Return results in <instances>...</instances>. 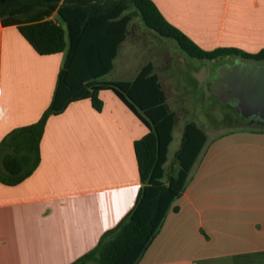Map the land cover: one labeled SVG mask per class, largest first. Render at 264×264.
<instances>
[{"label": "crops", "instance_id": "1", "mask_svg": "<svg viewBox=\"0 0 264 264\" xmlns=\"http://www.w3.org/2000/svg\"><path fill=\"white\" fill-rule=\"evenodd\" d=\"M153 1L204 49L264 48V0ZM50 18L68 41L59 14ZM65 57L66 50L38 53L16 24L0 19V142L42 117ZM140 68L130 78L103 79L130 80ZM99 96L101 110L83 98L49 115L33 172L16 184L0 180V264H70L136 204L143 183L134 143L148 127L113 90ZM206 133L178 209L137 264H264V131ZM0 169L6 173L2 158Z\"/></svg>", "mask_w": 264, "mask_h": 264}, {"label": "trees", "instance_id": "2", "mask_svg": "<svg viewBox=\"0 0 264 264\" xmlns=\"http://www.w3.org/2000/svg\"><path fill=\"white\" fill-rule=\"evenodd\" d=\"M57 12L67 26L50 18ZM139 17L143 26L163 38L173 39L192 59L226 62L236 55L264 58V48L248 52L236 47L207 50L171 23L153 0H0L2 24H16L40 54L66 50L52 101L35 123L10 131L0 142V180L16 184L39 163V142L46 119L64 111L76 100L90 98L101 110V89L113 90L145 123L148 132L134 143L143 183L136 204L98 244L70 264H137L161 229L175 200L185 191L191 170L203 153L208 135L194 120L185 122L179 148L169 166V146L177 124V112L167 100L162 81L148 62L133 79L106 80L114 66L129 25ZM256 129V128H252ZM264 131V128H260Z\"/></svg>", "mask_w": 264, "mask_h": 264}, {"label": "rangeland", "instance_id": "3", "mask_svg": "<svg viewBox=\"0 0 264 264\" xmlns=\"http://www.w3.org/2000/svg\"><path fill=\"white\" fill-rule=\"evenodd\" d=\"M130 32V41L122 45L114 69L105 78H130L133 70L148 62L154 64L168 103L178 116L169 146V161L175 157L183 126L188 120L196 121L210 135L241 128H264V122L253 120L252 113L243 108L232 85L234 80L230 79V68L214 74L219 62L189 58L173 39L163 38L149 30L139 17L134 18ZM130 64L132 69L125 72Z\"/></svg>", "mask_w": 264, "mask_h": 264}, {"label": "water", "instance_id": "4", "mask_svg": "<svg viewBox=\"0 0 264 264\" xmlns=\"http://www.w3.org/2000/svg\"><path fill=\"white\" fill-rule=\"evenodd\" d=\"M225 60L232 68L231 76L236 78L232 85L243 103V108L264 119V58L232 55Z\"/></svg>", "mask_w": 264, "mask_h": 264}, {"label": "flooded vegetation", "instance_id": "5", "mask_svg": "<svg viewBox=\"0 0 264 264\" xmlns=\"http://www.w3.org/2000/svg\"><path fill=\"white\" fill-rule=\"evenodd\" d=\"M223 65H226V62H224V63H220L219 65H217L216 67L217 68H215V71H213V73L215 72V74H217L216 73V71L218 70V73H222V71H224V70H222L223 68H225V67H223ZM229 65V64H228ZM232 65V64H231ZM230 68V67H229ZM220 70V71H219ZM231 72H232V68H230L229 69V75H230V79L232 78L233 80H235L236 78L235 77H233V76H231ZM252 119L253 120H256V121H260V122H263V118L259 115V114H252Z\"/></svg>", "mask_w": 264, "mask_h": 264}]
</instances>
